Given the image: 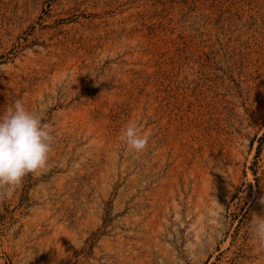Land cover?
<instances>
[{
    "label": "rangeland",
    "instance_id": "374dc122",
    "mask_svg": "<svg viewBox=\"0 0 264 264\" xmlns=\"http://www.w3.org/2000/svg\"><path fill=\"white\" fill-rule=\"evenodd\" d=\"M17 100L54 142L0 202V264H264V0H0Z\"/></svg>",
    "mask_w": 264,
    "mask_h": 264
},
{
    "label": "clouds",
    "instance_id": "9594fccd",
    "mask_svg": "<svg viewBox=\"0 0 264 264\" xmlns=\"http://www.w3.org/2000/svg\"><path fill=\"white\" fill-rule=\"evenodd\" d=\"M150 138L151 133L136 121L128 122L121 135L137 153L147 149ZM53 142L51 125L43 122V114L26 108L21 100L0 115V202L13 196L27 174L47 167ZM251 229L253 239L264 249V216L253 213Z\"/></svg>",
    "mask_w": 264,
    "mask_h": 264
}]
</instances>
